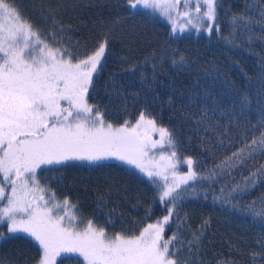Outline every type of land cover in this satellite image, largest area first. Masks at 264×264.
<instances>
[{"label":"trees","instance_id":"1","mask_svg":"<svg viewBox=\"0 0 264 264\" xmlns=\"http://www.w3.org/2000/svg\"><path fill=\"white\" fill-rule=\"evenodd\" d=\"M9 2L42 37L51 42L50 34H56L57 41L74 52L84 53L85 46L90 52L107 38L106 63L99 76H93L89 104L98 106L114 127L126 120L135 124L144 112L158 126L176 133L178 156L199 160L204 169L219 162L224 153L213 157L202 140L215 143V136L227 128L238 141L237 123L254 125L264 118V27L257 23L258 12L248 10L253 0H219V31L214 25L211 35L205 31L172 35L164 18L145 15L143 10L129 11L125 0ZM255 5L264 8V0H255ZM241 13L249 16L248 27L233 25V17ZM181 56L185 63L173 64ZM205 111L207 121L216 125L215 134L197 133V122ZM239 146L235 143L228 154ZM260 164L264 157L235 171L234 180L241 181ZM38 176L58 201L67 198L70 205H76L81 228L92 221L109 235H138L147 223L167 214L155 202L156 193L147 178L117 162L69 163L44 169ZM232 182L228 178L211 188L207 182L197 187L198 195L181 202L179 221L166 227L165 238L176 232L179 244L184 245L179 257L187 264H264V222L213 202V193L225 184L231 187ZM262 200L264 186H258L242 197L241 204L256 201L259 209L264 208ZM205 220L210 223L199 247L190 252L188 241ZM5 237L0 243L2 264H37L41 251L35 241L23 235ZM78 260L82 262L76 256L65 257L56 264H78Z\"/></svg>","mask_w":264,"mask_h":264},{"label":"snow or ice","instance_id":"2","mask_svg":"<svg viewBox=\"0 0 264 264\" xmlns=\"http://www.w3.org/2000/svg\"><path fill=\"white\" fill-rule=\"evenodd\" d=\"M125 3L129 11L158 13L170 21L172 35L193 28L211 35L214 25L219 31V0ZM248 10L258 12L257 23L264 27V8L256 7L253 0ZM232 22L245 27L250 24L244 13L235 15ZM59 31L62 35L64 29ZM50 37L51 42L42 37L9 0H0V225H7L9 238L25 233L38 244L41 256L37 264H56L57 257L67 254L82 258L78 264H187L179 257L184 245L179 244L176 232L168 238L164 233L166 227L179 221L181 202L187 196L198 195L197 187L202 188L205 182L211 188L220 180L232 178L231 187L225 184L213 193V202L264 222V208L258 209L256 201L241 204L244 195L264 186V164L249 170L239 182L233 177L235 171L264 157V118L254 125L237 123L236 128L241 129L236 133L238 141L227 128L215 136V143L202 140V146L213 157L217 152L224 153L219 162L204 169L199 160L178 156L176 133L158 126L144 112L135 124L126 120L114 127L105 121L98 106L89 104L93 76H99L106 63L107 38L94 50L89 52L85 46V52L80 53L57 41L56 34ZM183 63V56L173 60V64ZM197 124V133L215 134L216 125L207 121L206 111ZM152 133H158L159 138L152 139ZM237 142L240 146L228 154ZM153 149H164L167 155H150ZM109 159L124 162L146 177L154 187L155 202L167 212L147 223L138 235H109L92 221L80 228L76 223V205H70L67 198L58 201L55 193L41 186L37 179V170H43L42 166L69 161L95 164ZM183 164L187 165L184 173L179 168ZM203 195L208 198L207 192ZM151 214L149 208L148 215ZM209 223L205 220L188 241L190 252L199 247ZM3 239L0 232V240Z\"/></svg>","mask_w":264,"mask_h":264},{"label":"rangeland","instance_id":"3","mask_svg":"<svg viewBox=\"0 0 264 264\" xmlns=\"http://www.w3.org/2000/svg\"><path fill=\"white\" fill-rule=\"evenodd\" d=\"M183 10V8H181V11ZM192 11L194 12V8L192 9ZM201 11L203 12L204 11V9L202 8L201 9ZM158 14V13H157ZM159 15V14H158ZM160 16V15H159ZM160 17H162V16H160ZM162 18H164V17H162ZM165 19V18H164ZM166 21H168L167 19H165ZM169 22V24L171 25V23H170V21H168ZM203 32V30H200V31H197L196 29H188V30H185L184 32H182V33H180V32H178V33H176V35H185V34H192V33H196V34H201ZM159 138V136H158V133H152V139H158ZM166 147V146H165ZM161 152H164V154L165 155H167V152L164 150V149H153L152 150V152L150 153V155H155L157 158L159 157V155L161 154ZM110 162V161H112V162H117V163H120V164H123V165H126V166H129V165H127V164H125L124 162H121V161H118V160H116V159H109V160H104V161H101V162ZM101 162H99V163H101ZM71 164V163H87V162H83V161H69V162H67V163H65V164H63V165H66V164ZM89 164V163H88ZM96 164V163H95ZM63 165H55V166H49V167H47V168H51V167H58V166H63ZM131 167V166H130ZM42 168H43V170L44 169H47V168H44L43 166H42ZM179 168H180V171L182 172V173H184V172H186L187 171V165L186 164H183V165H180L179 166ZM40 171H42L41 169H38L37 170V179L39 180V172ZM138 171V170H137ZM139 172V171H138ZM190 183H192V182H190ZM42 186V185H41ZM46 198H47V194H46ZM3 206V202H0V207H2ZM71 210V209H70ZM55 214V213H54ZM61 214H63L62 212H61ZM76 223L78 224V222L76 221ZM79 226V225H78ZM80 227V226H79ZM81 228V227H80ZM0 232H2L3 234H4V236H6L8 233H7V225L6 224H3V225H0ZM17 235H23V236H27V234H25V233H17V234H15V236H17ZM28 237V236H27ZM6 238V237H5ZM29 238H31V237H29ZM32 239V238H31ZM1 241L2 240H0V243H1ZM73 257V256H76L75 254H67V256H61V257H57V261H56V263L60 260V259H62V258H65V257ZM82 259V258H81Z\"/></svg>","mask_w":264,"mask_h":264}]
</instances>
